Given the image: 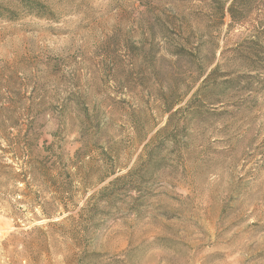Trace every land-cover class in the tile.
Masks as SVG:
<instances>
[{
    "label": "rangeland",
    "instance_id": "obj_1",
    "mask_svg": "<svg viewBox=\"0 0 264 264\" xmlns=\"http://www.w3.org/2000/svg\"><path fill=\"white\" fill-rule=\"evenodd\" d=\"M50 1L0 0V264H264L262 4Z\"/></svg>",
    "mask_w": 264,
    "mask_h": 264
},
{
    "label": "trees",
    "instance_id": "obj_2",
    "mask_svg": "<svg viewBox=\"0 0 264 264\" xmlns=\"http://www.w3.org/2000/svg\"><path fill=\"white\" fill-rule=\"evenodd\" d=\"M71 1H77V0H71ZM18 6L20 9H22L26 14L39 18V19H48L53 20L56 18L55 11L53 9L52 4L50 3V0H16ZM215 9L217 11V20L219 22H223L224 18L226 16L230 17L232 24L236 23H244L249 19V16L251 12L255 9V6L259 3L262 4L264 9V0H215L214 2ZM1 8V7H0ZM5 12L8 14L14 15L16 14V11H12L8 8H4ZM4 16L3 13L0 11V17ZM264 20V10L261 12V15L259 16V19L257 22H259L260 25H263L262 21ZM264 26L263 29L260 31L259 34L256 35V39L251 42V44L261 45V36L264 39ZM175 56L178 58H183L187 55L186 48L182 47L180 49H177L174 52ZM220 69V66H217L214 68L209 75L206 77L204 83L208 84L212 79H214L213 83H218V80L216 79L217 73ZM235 80L228 81L227 83L232 84ZM201 90H199L201 93ZM223 90H228L227 87L223 88ZM198 93V92H197ZM161 145V144H160ZM151 145H147L144 150V154L141 156L140 160L143 162L141 165H145L147 169H159L163 165V160L158 158V154L155 152L153 148H150ZM79 155L78 153L76 154ZM137 166L133 170H131L126 176H123L121 178H117L114 180V184L124 181L123 185L124 188H120L119 191L126 192V186L129 183V179H133L135 172L140 167ZM127 180V181H125ZM107 194L105 191H103L98 198V203L101 201H106Z\"/></svg>",
    "mask_w": 264,
    "mask_h": 264
}]
</instances>
